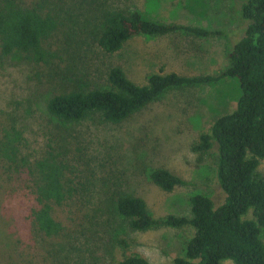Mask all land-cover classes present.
<instances>
[{"label":"rangeland","instance_id":"1","mask_svg":"<svg viewBox=\"0 0 264 264\" xmlns=\"http://www.w3.org/2000/svg\"><path fill=\"white\" fill-rule=\"evenodd\" d=\"M244 1L62 0L59 65L45 72L19 52L0 62V122L10 114L17 115L33 141L39 143L45 132H59L89 172L85 195L73 203L70 212L61 214L67 231L52 243L42 239L28 216L27 191L0 182V264L13 263L16 242L26 249L35 245L37 253L51 255L55 264H120L135 253L152 264H172L186 255L187 242L195 234L193 227L132 230L117 213L115 196L122 191L143 198L155 218L190 216L191 198L197 194L223 203L216 156L196 152L194 145L219 116L235 109L240 96L238 80L228 77L170 89L119 124L99 121L95 115L63 123L48 113L47 102L66 89L107 86V73L113 67H121L140 85H146L149 76L156 73H221L229 67L232 48L245 33L247 23L241 15ZM117 11H139L157 22L221 34L139 35L120 51L109 53L99 39L107 16ZM158 168L168 169L188 184L170 192L163 190L151 177ZM259 172L264 175V159ZM245 218H254L252 211ZM121 239L130 246L121 245ZM222 264L235 263L224 260Z\"/></svg>","mask_w":264,"mask_h":264},{"label":"trees","instance_id":"2","mask_svg":"<svg viewBox=\"0 0 264 264\" xmlns=\"http://www.w3.org/2000/svg\"><path fill=\"white\" fill-rule=\"evenodd\" d=\"M62 0H0V62L15 52L44 71L59 65L62 44ZM241 15L247 23L244 35L234 44L230 65L213 75L152 74L146 85L131 80L121 67L107 73V86L71 88L57 92L47 102L48 113L63 123L95 115L99 121L119 124L158 100L173 88L193 87L235 78L240 96L232 112L219 116L194 145L196 152L215 154L216 178L225 194L223 203L197 194L191 198L190 216L170 214L155 218L146 201L117 192L115 207L130 229L191 226L194 236L186 255L172 264H264V0H245ZM191 33L199 37L221 34L179 23H161L141 12L111 13L99 39L109 53L120 51L132 37ZM223 34V33H222ZM59 126V125H58ZM62 126H59L61 131ZM57 130V129H56ZM89 172L81 157L70 149L59 132H45L43 142L33 141L17 115L0 122V182L24 188L30 195L28 216L46 242H54L67 231L63 212L85 195ZM152 180L165 191L188 182L168 169L158 168ZM252 211L254 218H245ZM120 244L129 247L126 239ZM37 247L13 246L12 264H55ZM120 264H152L140 254L125 257Z\"/></svg>","mask_w":264,"mask_h":264}]
</instances>
